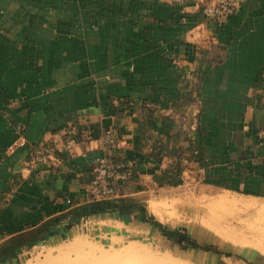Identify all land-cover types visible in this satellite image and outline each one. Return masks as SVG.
Segmentation results:
<instances>
[{
    "label": "crops",
    "instance_id": "0c3cea01",
    "mask_svg": "<svg viewBox=\"0 0 264 264\" xmlns=\"http://www.w3.org/2000/svg\"><path fill=\"white\" fill-rule=\"evenodd\" d=\"M91 127L137 162L121 197L153 206L176 181L264 200V0L222 22L172 0H0V242L88 202ZM42 143L55 156L30 164Z\"/></svg>",
    "mask_w": 264,
    "mask_h": 264
},
{
    "label": "rangeland",
    "instance_id": "374dc122",
    "mask_svg": "<svg viewBox=\"0 0 264 264\" xmlns=\"http://www.w3.org/2000/svg\"><path fill=\"white\" fill-rule=\"evenodd\" d=\"M188 189L175 184L163 192V202L148 207L145 201H140L144 212L132 211L134 218L121 220L128 226L82 220L69 237L59 234L60 240L25 247L1 264H63L93 260V264L95 261L102 262L96 264H156L143 253L185 264H264V250L257 247V244L264 247V232H246L241 226L242 219L255 215L256 209L264 207V200H250L223 192L203 195L204 190L193 193ZM220 196L235 201L239 208L229 209L216 202ZM248 203L253 206L246 208ZM210 222L228 232L234 228L243 229L244 241L219 235L208 226ZM258 230H264V226H258ZM6 241L0 242V247ZM74 245L80 247L66 250ZM60 249L66 251L61 253Z\"/></svg>",
    "mask_w": 264,
    "mask_h": 264
},
{
    "label": "built area",
    "instance_id": "2783aa9c",
    "mask_svg": "<svg viewBox=\"0 0 264 264\" xmlns=\"http://www.w3.org/2000/svg\"><path fill=\"white\" fill-rule=\"evenodd\" d=\"M176 3L192 4L197 6L207 22H222L235 12L242 0H172ZM117 103V101H115ZM92 137L97 139L104 154L96 160L92 168V177L82 187V193L88 201L115 198L121 195L124 187L135 178L137 174V162L133 158L114 153L120 147V138L114 127L88 129ZM77 142V139L69 131L64 139L63 147L67 150ZM57 148L55 144L42 143L33 145L29 152L28 162L34 164L45 161L55 156ZM191 153L183 154L181 160L189 163L193 154H198L197 148H192ZM69 202L70 197L66 198Z\"/></svg>",
    "mask_w": 264,
    "mask_h": 264
},
{
    "label": "trees",
    "instance_id": "16d2710c",
    "mask_svg": "<svg viewBox=\"0 0 264 264\" xmlns=\"http://www.w3.org/2000/svg\"><path fill=\"white\" fill-rule=\"evenodd\" d=\"M116 129V127H114ZM117 130V129H116ZM76 139L77 137L74 136ZM180 169V167H179ZM171 181V180H170ZM177 184L179 182H169ZM144 206L137 200L126 197H115L100 200H92L82 204L73 206L70 210L49 218L41 225L32 228L24 233L13 235L0 247V264L11 258L16 252L21 251L25 247H30L34 241L49 240L59 234L62 237H69L72 232V226L78 224L83 218L113 215L121 219L134 218L132 211L144 212ZM66 219L65 225L57 226L59 220Z\"/></svg>",
    "mask_w": 264,
    "mask_h": 264
},
{
    "label": "bare ground",
    "instance_id": "6f19581e",
    "mask_svg": "<svg viewBox=\"0 0 264 264\" xmlns=\"http://www.w3.org/2000/svg\"><path fill=\"white\" fill-rule=\"evenodd\" d=\"M216 202H218V203L221 202L222 205H224V207L229 208V209L239 208L235 201H232V200L228 199L227 197L220 196V197H218ZM252 206H253V203H248L247 206H245V207L246 208H251ZM256 211L257 212H256L255 215H252L251 217H248L246 219H242L241 220V222L243 224V225L241 224V226L244 228V230H246V232H251V233L264 232V230H258L257 231V227L258 226H264V207H260V208L256 209ZM213 215L214 214H211V218L216 220L215 215H214V217H213ZM208 226L211 227L216 233H218L219 235H221V236H223L225 238L231 239L233 241H236V240L241 241V242L244 241L243 238H242L243 237L242 234H244L245 231L243 229H236V228L233 229V227H230L233 230H232V232L231 231L228 232L227 230L218 228L216 225H214L211 222H210V224H208ZM244 226H246L247 228L244 227ZM240 235H241V237H240ZM74 247H80V246L79 245H74V246H71V247L67 248L66 250L72 249ZM257 247H259L261 250H264V247L262 245H258L257 244ZM130 249H131V247H130ZM137 249H138V247H137ZM63 250L66 251L65 249H63ZM63 250H61L60 252L62 253ZM143 254L146 257H148V259H150L152 262H154L156 264H185L186 263V262L182 263L181 261H177V260H174L172 258H161V257H158V256L153 255L151 253H143ZM92 262L79 261V262H73L72 263V261H68V262L63 263V264H93ZM96 263H102V262L95 261V264ZM26 264H33V263L27 262ZM38 264H51V263L40 262ZM56 264H62V263H56ZM104 264H106V263H104Z\"/></svg>",
    "mask_w": 264,
    "mask_h": 264
}]
</instances>
